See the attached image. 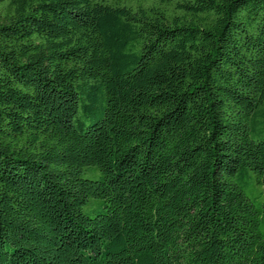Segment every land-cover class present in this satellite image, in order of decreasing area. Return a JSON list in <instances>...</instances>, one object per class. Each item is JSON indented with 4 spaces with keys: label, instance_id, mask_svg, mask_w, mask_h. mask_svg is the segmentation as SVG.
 <instances>
[{
    "label": "trees",
    "instance_id": "obj_1",
    "mask_svg": "<svg viewBox=\"0 0 264 264\" xmlns=\"http://www.w3.org/2000/svg\"><path fill=\"white\" fill-rule=\"evenodd\" d=\"M0 264H264V0H0Z\"/></svg>",
    "mask_w": 264,
    "mask_h": 264
}]
</instances>
